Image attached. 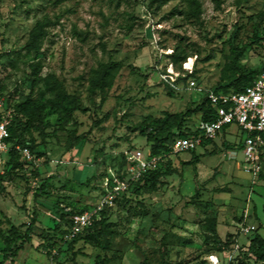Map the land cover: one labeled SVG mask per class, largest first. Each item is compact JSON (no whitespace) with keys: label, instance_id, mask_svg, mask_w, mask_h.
Returning <instances> with one entry per match:
<instances>
[{"label":"rangeland","instance_id":"rangeland-1","mask_svg":"<svg viewBox=\"0 0 264 264\" xmlns=\"http://www.w3.org/2000/svg\"><path fill=\"white\" fill-rule=\"evenodd\" d=\"M200 1L195 16L188 0H0V90L18 100L39 97L45 77L53 74L80 98L64 128L57 114L45 117L47 140L33 128L42 153L36 182L21 174L28 175L27 169L17 174L0 166L2 264H50L43 246L50 236L60 264H162L163 254L168 264H213V256L219 264H264L248 250L252 233L240 228L254 224L264 237V168L256 182L243 169L244 154L236 150L243 133L236 125L226 130L230 142L221 135L194 151L174 154L165 167L168 174L126 208L113 211L94 241L67 243L54 230L60 209L96 203L103 176L120 168L125 151L149 148L137 127L145 118L190 110L185 126L199 125L195 100L202 93L188 88L186 79L180 92L171 94L162 70L174 63L176 71H184L192 59L193 74L187 78L210 88L220 79L231 45L249 44L264 24V0H222L220 9L213 0ZM39 22L46 34L36 55L27 43ZM262 51L252 43L242 62L259 67ZM112 61L120 69L103 100L102 93L91 90V77L101 63ZM80 135L84 141L68 151ZM194 153L200 155L196 168L184 162ZM47 177L52 179L49 193L35 197ZM222 187L230 191H219ZM207 215L217 216L218 235L203 227ZM33 216L32 242L16 258L4 260L11 229L23 233ZM233 235L236 245L230 248Z\"/></svg>","mask_w":264,"mask_h":264},{"label":"trees","instance_id":"trees-1","mask_svg":"<svg viewBox=\"0 0 264 264\" xmlns=\"http://www.w3.org/2000/svg\"><path fill=\"white\" fill-rule=\"evenodd\" d=\"M159 1L161 3H166L169 0H151V3ZM191 4V11L195 16H198L201 11V1L200 0H188ZM216 9H220L222 5V0H213ZM264 20V14H263ZM254 33V39L249 43H244L242 46L232 44L229 53L225 54V63L221 69L220 79L216 85H212L215 91L222 90L224 92L230 91H241L245 89L246 86L252 84L254 79L262 71L264 67V62L260 64L259 67H249L242 62V58L249 50L252 43L263 49L264 54V24L262 27L257 29ZM46 31L44 29V24L39 22L37 26L33 28L30 33L29 41L27 47L33 50L36 55L40 53V43L41 39L45 36ZM254 45V44H253ZM174 64V63H173ZM120 65L117 62H104L99 65L98 68L93 70V75L91 77L90 88L92 91H97L103 94V100L106 98L107 91L113 86L115 77L119 72ZM166 69L162 70L159 75L161 80L167 85L171 94L180 92V89L172 86L168 81L162 78V73H165ZM193 74L187 72L186 77H181V79H188L187 76ZM3 92V91H2ZM4 93V92H3ZM5 94V93H4ZM6 95V94H5ZM8 106L14 109V119L9 130L11 133L10 142L20 145H29L32 152L34 153L36 159L42 155L41 152L37 151L38 141L35 139L34 135L31 133L33 128L40 132L42 139L47 140L48 134L46 133L47 122L45 123V117L49 114H57L59 116L61 128L68 125L73 119V113L78 110L79 96L76 94H71L68 92L64 83L59 80L55 75L51 74L45 77V90L42 91L39 97H27L22 100H18L11 95H6ZM196 104V110L201 114V121L207 122L212 121L216 117V107L210 102L206 94H201ZM190 110L186 113H171L166 112L162 117H147L138 124L141 135L146 137L147 141L150 142L149 147L152 152L162 153L169 152L170 145L176 136H194L201 133L199 125L196 128H191L185 126L184 117L189 114ZM84 136H77L67 147L70 151L77 147L82 141H84ZM214 139L204 140L202 146L212 143ZM241 146V145H240ZM194 151V150H192ZM172 156L167 157L160 165L145 174L142 177L133 182L129 190L120 198L116 199L115 204L112 207L106 208L100 213V217L96 219L91 227L85 230L84 233L80 234L77 238L67 243H74L79 239L95 240L105 228L109 226L108 218L111 213L117 209L126 208L134 199H137L141 192L146 188H154L156 182L164 175L168 174V169L171 164ZM200 159V155L193 154L192 158L188 161H184L193 165L196 168V164ZM262 160L264 163V153L262 155ZM35 165V164H34ZM125 153L121 157V166L115 172L118 176L125 175ZM4 167L8 172L25 171L30 166L22 159L21 154L12 148L9 151L8 159L5 162ZM20 174V173H19ZM22 175L30 178L26 172L21 173ZM262 174V171L260 175ZM41 175L40 166H36L33 170V176ZM106 177V176H105ZM103 176V181L104 178ZM51 177L45 178L40 187L35 191V197L41 194L49 193L48 189L51 184ZM102 192L106 189L102 183ZM219 191H230L227 187H222ZM71 207V206H69ZM90 206L75 207L72 206L71 212H82L88 209ZM60 216L54 227V230L59 232V236L62 241L63 235L67 231V225L69 224L68 213H66L65 208L60 209ZM36 218L32 217L30 223L27 225L25 231L22 233L18 231L16 227L11 229V236L6 239V248L4 254V260L9 258H16L19 251L24 248L25 244L32 242V234L35 226ZM203 227L206 232L213 236L218 235V219L216 215H207L205 217V223ZM257 231V227L256 230ZM254 231V232H255ZM252 233L249 239V251L256 255L259 259H264V237L258 233ZM54 236H50L46 241H44L43 246L47 249V256L51 258L52 250L56 247V241L53 239ZM230 242V248L235 247L237 238L232 237ZM19 242V243H18ZM65 242V241H64ZM222 244L221 241H218ZM225 241L222 245L227 244ZM59 248V247H58ZM56 260V256L53 257ZM58 264L59 261L56 260ZM163 263L168 264L165 259V254H163ZM2 264V261L0 262Z\"/></svg>","mask_w":264,"mask_h":264},{"label":"built area","instance_id":"built-area-1","mask_svg":"<svg viewBox=\"0 0 264 264\" xmlns=\"http://www.w3.org/2000/svg\"><path fill=\"white\" fill-rule=\"evenodd\" d=\"M192 71V59L184 63V71H176L173 63H171L166 72L162 73V78L175 88L181 89L183 86L180 85V81H183L181 77H186V73ZM186 81L188 88L206 94L210 102L216 107L215 119L207 122L201 121L199 123L201 133L198 135L174 137L169 152L155 154L150 147L147 150L138 147L131 151H125V175L118 176L114 172L112 175L106 176L103 181L106 191L101 193L94 205L82 212H71V207H65L69 218L67 231L63 235L65 242L72 241L84 233L100 217L103 210L112 207L116 199L122 197L129 190L133 182L139 180L146 172L157 168L167 157L183 151L195 150L202 145L204 140L217 138L231 125H236L243 133V138L239 141L244 154L243 169L252 176L254 182L259 179L264 168L262 160L264 153V67L252 84L241 91H215L212 88L198 85L195 79L188 78ZM13 119L14 109L8 106L6 95L0 90V166L5 165L9 151L14 148L30 166L27 169L28 176L33 182H36L38 177L33 176V170L39 163L31 148L29 145H13L10 142L9 126ZM234 155L235 152H232L231 156ZM240 228L243 234L249 235L256 230V225L242 223ZM57 254L58 251L54 248L50 264H58L53 258ZM231 257L232 255L229 257L230 260ZM211 258L213 264H219L218 257L213 256Z\"/></svg>","mask_w":264,"mask_h":264},{"label":"crops","instance_id":"crops-1","mask_svg":"<svg viewBox=\"0 0 264 264\" xmlns=\"http://www.w3.org/2000/svg\"><path fill=\"white\" fill-rule=\"evenodd\" d=\"M226 130H227V129H226ZM226 130H225L224 132H222L223 134L221 133L219 136L222 135V139L228 141V140L226 139V137H225V133L227 132ZM219 136H218V137H219ZM218 137H217V138H218ZM214 140H216V138H215ZM223 140H222V141H223ZM213 142H214V141H213ZM228 142H230V141H228ZM236 142H237V141H236ZM238 143H239V141H238ZM201 146H202V145H201ZM204 146H205V145H204ZM237 147H238V149H236V150H240V149H241L240 144H238ZM232 152H235V155L233 156V157H235V156L237 155V152H236L235 150H231V151H230V156H231V153H232ZM231 157H232V156H231ZM199 160H200V159H199ZM196 165H197V164H196ZM251 177H252V176H251ZM252 180H253V178H252Z\"/></svg>","mask_w":264,"mask_h":264},{"label":"bare ground","instance_id":"bare-ground-1","mask_svg":"<svg viewBox=\"0 0 264 264\" xmlns=\"http://www.w3.org/2000/svg\"><path fill=\"white\" fill-rule=\"evenodd\" d=\"M189 65V64H188Z\"/></svg>","mask_w":264,"mask_h":264}]
</instances>
